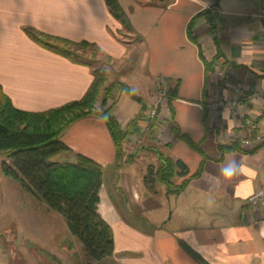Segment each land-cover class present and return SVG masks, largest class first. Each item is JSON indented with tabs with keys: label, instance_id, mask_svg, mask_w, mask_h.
<instances>
[{
	"label": "crops",
	"instance_id": "crops-1",
	"mask_svg": "<svg viewBox=\"0 0 264 264\" xmlns=\"http://www.w3.org/2000/svg\"><path fill=\"white\" fill-rule=\"evenodd\" d=\"M119 1L131 30L106 0H0L3 91L16 107L38 112L82 98L93 81L86 55L85 63L72 61L25 28L95 43L93 64L106 69L108 83H125L139 96L116 87L108 103L124 130L139 116L119 158L99 115L61 135L72 151L56 160L79 152L104 166L99 211L115 252L100 263L264 264V198L252 201L264 193V144L223 148L236 144L223 137L238 122L229 107L209 109L216 98L239 100L264 125V0ZM220 66L230 67L224 79ZM237 86L259 97L246 98ZM165 159L186 165L185 175L177 166L172 178L175 186L188 180L183 191L157 178ZM229 167L235 174L225 180L221 170Z\"/></svg>",
	"mask_w": 264,
	"mask_h": 264
},
{
	"label": "trees",
	"instance_id": "trees-1",
	"mask_svg": "<svg viewBox=\"0 0 264 264\" xmlns=\"http://www.w3.org/2000/svg\"><path fill=\"white\" fill-rule=\"evenodd\" d=\"M106 2L123 27L131 30L132 24L120 1ZM25 30L44 47L75 62L85 63L82 53L92 49L95 59L90 63L93 67V81L82 98L38 112L16 107L0 84V156L5 157L2 169L7 175L18 180L23 188L39 201L46 202L50 209L62 214L72 234L82 241L93 258L102 261L113 256L115 252L112 227L99 211L104 166L79 152H74L73 161L62 162L56 160V157L72 151L61 139L64 130L76 120L95 114L108 126L119 158L123 152L124 141L133 132L139 116L124 130L113 115L112 105L108 103L113 98L116 87L133 98L139 99V96L125 83H108L106 69L93 64L97 61L98 47L95 43L88 40L74 41L31 27ZM223 148L242 149L239 144ZM177 166L182 167V175L188 172L183 162L165 159L157 178L174 188L175 192H181L187 187L188 180L174 185L172 178ZM152 175L151 169L145 180L148 181Z\"/></svg>",
	"mask_w": 264,
	"mask_h": 264
},
{
	"label": "rangeland",
	"instance_id": "rangeland-1",
	"mask_svg": "<svg viewBox=\"0 0 264 264\" xmlns=\"http://www.w3.org/2000/svg\"><path fill=\"white\" fill-rule=\"evenodd\" d=\"M92 52L82 54L95 60ZM4 159L0 156V264H102L72 234L62 214L3 171Z\"/></svg>",
	"mask_w": 264,
	"mask_h": 264
},
{
	"label": "built area",
	"instance_id": "built-area-1",
	"mask_svg": "<svg viewBox=\"0 0 264 264\" xmlns=\"http://www.w3.org/2000/svg\"><path fill=\"white\" fill-rule=\"evenodd\" d=\"M218 75L219 78L224 79L225 74L229 66L218 67ZM236 91L240 93L242 96L251 99H256L259 97V92H249L245 88L237 86ZM161 91L164 93L167 92L165 88H162ZM229 107L232 109L234 118L238 122V129L234 133H228L227 136L223 137L225 143H236L239 144L241 147H246L252 141L256 142L257 144H264V125L261 126L257 120L250 117L247 112L242 109V102L235 99H226V98H216L209 103V109L211 111H215L217 109L223 107ZM158 114V105H155L149 111V115L152 118H155ZM263 116H264V109H263ZM264 198V193L260 194L259 196H255L252 198L253 202H257L259 199Z\"/></svg>",
	"mask_w": 264,
	"mask_h": 264
},
{
	"label": "clouds",
	"instance_id": "clouds-1",
	"mask_svg": "<svg viewBox=\"0 0 264 264\" xmlns=\"http://www.w3.org/2000/svg\"><path fill=\"white\" fill-rule=\"evenodd\" d=\"M98 107H99V106H97V108H98ZM97 108H96V109H97ZM96 109H95V110H96ZM101 111H102V110H101ZM222 116H223V118L225 119V114H222ZM227 124H228V127H229V129H230L231 126H232L231 121L228 120V121H227ZM234 174H235V168H234V167L224 168V169L221 170V175L223 176V178H224L225 180L230 179Z\"/></svg>",
	"mask_w": 264,
	"mask_h": 264
}]
</instances>
